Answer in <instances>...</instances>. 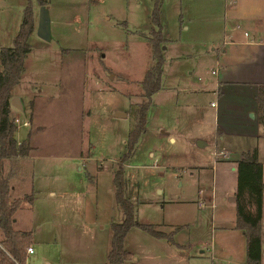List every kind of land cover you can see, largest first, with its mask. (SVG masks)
<instances>
[{
  "label": "rangeland",
  "instance_id": "1",
  "mask_svg": "<svg viewBox=\"0 0 264 264\" xmlns=\"http://www.w3.org/2000/svg\"><path fill=\"white\" fill-rule=\"evenodd\" d=\"M27 2L33 10V29L19 80L10 91L23 110L9 102V117L15 122L16 138L29 143V131L22 125L30 120L32 108L38 116L32 132L36 150L22 165L27 179L23 186L30 170L36 189L32 227L39 226L40 241L54 235L68 255L82 252L83 243L91 241L101 261L110 223L122 217L111 176L126 151L135 107L145 99L139 81L152 63L154 0H45L46 40L35 33L37 0H0V46L11 43ZM223 4L161 0L159 5L161 84L150 95L144 129L122 162L123 193L133 203L137 221L166 233L176 228L169 240L131 226L123 247L138 264H245V239L243 253L229 257L220 247L228 241V231L212 228L235 216L236 171L230 167L241 149L256 147L264 180V136L246 135L233 122L245 117L247 96L228 87L216 99L214 56L208 54L207 39L221 32L226 20ZM220 100L231 114H216ZM114 110L125 115L115 116ZM22 188L15 193L31 195L30 189ZM49 190L56 200L48 198ZM62 194L72 199L66 212L65 201L58 198ZM247 200L242 199L243 206L253 212ZM54 207L59 208L56 215ZM28 212L22 208L18 213L24 225L26 218L30 220ZM53 216L66 226L47 230ZM66 234L72 243L65 241ZM33 246L28 264H37L42 254H56L39 241ZM261 251L264 264V237Z\"/></svg>",
  "mask_w": 264,
  "mask_h": 264
},
{
  "label": "trees",
  "instance_id": "2",
  "mask_svg": "<svg viewBox=\"0 0 264 264\" xmlns=\"http://www.w3.org/2000/svg\"><path fill=\"white\" fill-rule=\"evenodd\" d=\"M161 0H154L151 20L156 28L151 29L150 54L152 63L145 69L139 85L145 99L135 107V120L126 137V151L117 160L112 171L111 185L113 197L121 211V220L110 223L108 249L105 264H136L132 254L123 247V238L131 226L148 231L155 237L170 240V232L154 230L151 224L139 222L134 218L133 203L124 196V170L122 162L132 152L137 137L144 129L145 111L150 95L160 87L162 56L159 46L160 24L158 18ZM37 4H44L37 0ZM33 10L27 2L22 8L21 20L9 45L0 46V264H23L25 247L29 245L31 232L13 227V214L29 195L9 197L8 174L3 171V159L25 155L29 150L27 138L19 142L14 136L15 123L9 117V99L11 88L18 82L23 61L29 49L28 37L33 29ZM256 122L260 133H264V83L256 87ZM235 161L236 181L234 191L235 227L245 237V264H259L260 260V216L264 211V181L261 178V163L257 159L255 146L240 151ZM254 205V211H248L242 203L243 198Z\"/></svg>",
  "mask_w": 264,
  "mask_h": 264
},
{
  "label": "crops",
  "instance_id": "3",
  "mask_svg": "<svg viewBox=\"0 0 264 264\" xmlns=\"http://www.w3.org/2000/svg\"><path fill=\"white\" fill-rule=\"evenodd\" d=\"M45 0L44 4L45 5ZM223 5L225 7L223 11V15L226 17L224 24L222 25L221 32L215 35H211L210 38L207 39V43L210 44L208 54L214 56V69L215 71V86H216V99L219 97L221 99V95L226 90L224 88H228L227 91L239 92L242 95L247 96L246 105L244 109L245 117L242 120H233L234 125H238L245 129L243 131L246 135H260L264 136V133H260L258 129V125L256 122V87L258 84L264 83V0H223ZM47 11V10H46ZM36 97L34 95L33 99ZM218 101V100H217ZM222 100H220V105L216 109V114L218 115L220 111H227L230 113V109L226 108L224 105L221 106ZM212 103V101H211ZM218 104V103H217ZM23 107V105H22ZM32 115L30 120H27V125H22L27 127L26 133L29 131V150L27 154L23 156H13L10 158L3 159V171L8 174L9 181V197H21V194L15 193L20 187H23V191L25 189H30L31 199L29 201H24L20 204L19 208L13 214V227L22 230H29L31 232V238L29 245L32 247L31 252L25 251V257L23 264H28V257L34 253L33 241H39L40 244H44L46 247H51L52 250L55 251V255L49 257L46 255H41L40 259L37 261V264H105V256L100 261L97 258V255L94 254L93 248L91 246V241L87 244L83 243L84 247L82 252L77 254L68 255L63 252V249L59 247L61 243L57 242L55 236L53 235L51 239H47V241H40L37 237V232L39 226L32 227V216H34V211L32 208V204L34 203L35 198V190L32 183V174L30 170L25 172V174L29 173V179L27 184L23 186L25 183L24 175H23V167L24 161L34 154V150H36V145L32 143L33 134L32 132L35 129L34 126L38 125V118L36 110L32 108ZM20 110V109H19ZM23 110V109H21ZM253 112L254 117L251 118L248 116L249 112ZM226 114V113H225ZM227 114V115H228ZM231 114V113H230ZM217 126H220L218 119L216 120ZM29 123L30 126L28 125ZM29 128V130H28ZM15 136V132H14ZM24 138V137H23ZM16 141H21L22 138H16ZM250 148V147H248ZM243 150V149H241ZM240 153V151H239ZM238 153V155H239ZM237 155V156H238ZM237 158V157H235ZM234 158V159H235ZM21 166V167H20ZM232 170H235V161L232 162V166L230 167ZM264 181V180H263ZM21 184H18V183ZM48 198L52 200H56L54 198L55 193L52 190L48 191ZM203 194V189H199V196ZM60 200H64V212H66L65 208L66 204H71L72 199L71 196H67L65 194L60 195ZM67 201V202H66ZM199 202V201H198ZM202 204V201H201ZM61 206V205H60ZM59 206V208H60ZM27 209L29 211L30 220L26 218L27 225H24L23 220L25 219L22 216H18L19 210ZM55 209L52 211L53 215H56V211L59 209L58 207H54ZM69 212H72L69 209ZM234 213H235V204H234ZM264 211L261 212L260 216V227H261V235H260V260L261 263V247H262V239L264 237V221L263 214ZM66 226L64 221L55 216L51 220L47 222L46 229H54L55 226ZM82 224V223H81ZM235 216L233 220L226 222H218V225H212V228H219L220 231H228V241L225 244L220 245L221 250L224 254L229 257L243 253V244H244V235L239 228L235 226ZM70 226V225H67ZM176 228V227H175ZM175 228L169 230L170 232L175 231ZM157 230V228H154ZM162 232L165 230L158 229ZM166 233V232H165ZM67 235V234H66ZM86 239V237H85ZM68 243H72L73 239L70 235H67L65 239ZM77 242V241H76ZM234 243V245H231ZM108 249V248H107ZM106 249V252H107ZM239 249V251H238ZM105 252V254H106ZM244 256H245V246H244ZM135 258V257H134ZM139 259V258H138ZM245 259V258H244ZM136 264H138V260L135 258ZM32 263V262H31ZM259 263V264H260ZM33 264H36V262Z\"/></svg>",
  "mask_w": 264,
  "mask_h": 264
},
{
  "label": "water",
  "instance_id": "4",
  "mask_svg": "<svg viewBox=\"0 0 264 264\" xmlns=\"http://www.w3.org/2000/svg\"><path fill=\"white\" fill-rule=\"evenodd\" d=\"M35 33L38 37L42 39H48L49 38V29H48V16H47V11H46V6L41 4L38 7L37 11V20H36V26H35ZM10 104L13 106H16L17 108L21 109L22 105L17 96H11L9 99ZM113 115L115 116H124L125 112L120 111V110H114ZM248 116L253 118L254 114L253 112H249ZM198 144H201V140H197Z\"/></svg>",
  "mask_w": 264,
  "mask_h": 264
},
{
  "label": "built area",
  "instance_id": "5",
  "mask_svg": "<svg viewBox=\"0 0 264 264\" xmlns=\"http://www.w3.org/2000/svg\"><path fill=\"white\" fill-rule=\"evenodd\" d=\"M14 123H15V122H14ZM24 123L26 124L25 121H24ZM219 153H221V154H225L224 151H219ZM25 251H26V252H31V251H32V247H31L30 245H27V246L25 247Z\"/></svg>",
  "mask_w": 264,
  "mask_h": 264
}]
</instances>
